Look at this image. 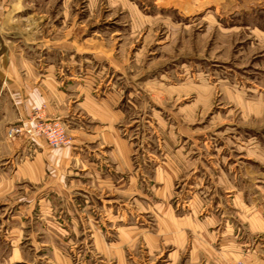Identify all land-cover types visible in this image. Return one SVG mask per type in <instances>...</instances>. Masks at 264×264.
Listing matches in <instances>:
<instances>
[{
  "label": "rangeland",
  "instance_id": "374dc122",
  "mask_svg": "<svg viewBox=\"0 0 264 264\" xmlns=\"http://www.w3.org/2000/svg\"><path fill=\"white\" fill-rule=\"evenodd\" d=\"M20 5L16 35L31 33L23 29L32 24L33 12L40 13V38L72 43L63 58L86 70L98 91L121 94L128 122L137 120L127 126L129 132L136 126L141 131L140 122L152 139L182 140L186 169L193 173L176 185V212L189 213L192 194L200 192L206 203L198 217L221 219L205 237L187 231L179 251L170 241H159L153 251L143 240L134 247L123 244L126 264H264V235L249 224L257 210L252 206L264 205L259 192L264 190V0H22ZM159 120L169 127L162 130ZM236 190L244 191L249 206L242 218L231 199ZM147 218L154 226V217ZM106 231V242L117 238ZM56 242L70 264H117L88 237ZM39 253L30 264H58Z\"/></svg>",
  "mask_w": 264,
  "mask_h": 264
},
{
  "label": "crops",
  "instance_id": "0c3cea01",
  "mask_svg": "<svg viewBox=\"0 0 264 264\" xmlns=\"http://www.w3.org/2000/svg\"><path fill=\"white\" fill-rule=\"evenodd\" d=\"M21 2L0 0V264H30L40 251L54 263L70 264L56 242L66 236L88 237L106 258L126 264L123 244L134 247L143 240L153 251L159 241H170L179 251L187 231L209 235L221 219L198 217L206 203L200 192L192 194L189 213L179 214L174 206L180 197L176 185L193 173L186 169L182 140L152 139L140 122L141 131L136 126L129 132L137 120L128 122L121 94L98 91L86 70L63 58L72 43L43 41L40 13L33 12L32 24L22 28L31 33L16 35L21 26L13 21ZM35 110L60 119L71 144L52 148L43 137L7 139L6 127ZM158 124L169 127L164 120ZM231 199L239 218L249 215L244 191L236 190ZM252 207L257 210L250 228L264 235V205ZM106 230L117 238L106 242ZM118 240L123 243L116 245Z\"/></svg>",
  "mask_w": 264,
  "mask_h": 264
},
{
  "label": "built area",
  "instance_id": "2783aa9c",
  "mask_svg": "<svg viewBox=\"0 0 264 264\" xmlns=\"http://www.w3.org/2000/svg\"><path fill=\"white\" fill-rule=\"evenodd\" d=\"M7 139L16 137H43L52 148H58L71 144L64 123L60 119L46 118L35 110L31 116L18 123L10 124L5 131Z\"/></svg>",
  "mask_w": 264,
  "mask_h": 264
}]
</instances>
